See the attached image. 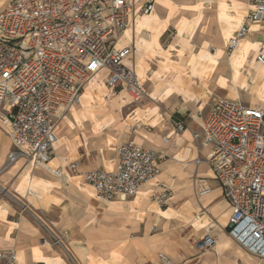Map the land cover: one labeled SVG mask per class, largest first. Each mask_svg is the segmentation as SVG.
I'll list each match as a JSON object with an SVG mask.
<instances>
[{
  "label": "crops",
  "instance_id": "1",
  "mask_svg": "<svg viewBox=\"0 0 264 264\" xmlns=\"http://www.w3.org/2000/svg\"><path fill=\"white\" fill-rule=\"evenodd\" d=\"M6 2L0 0V12ZM251 11L247 0H155L152 12L136 15L118 46H132L126 63L145 95L132 101L124 92L82 93L56 127L50 164L62 170L58 178L23 158L5 166L12 144L0 127V250L13 248L18 264H264L226 233L232 208L205 160L209 148L171 128L177 116L200 131V117L219 98L264 109V66L255 61L264 47V20L250 22ZM241 25L247 32L227 53ZM164 45L183 64L154 56ZM190 54L193 63L183 57ZM106 76L101 71L86 87L106 88ZM92 92L104 103H88ZM127 141L165 156L157 178L133 197L100 198L67 168L78 161L79 173L113 169L117 148ZM195 177L207 179L208 194L195 195ZM162 186L172 194L158 205L152 197ZM205 234L215 243L198 250Z\"/></svg>",
  "mask_w": 264,
  "mask_h": 264
},
{
  "label": "built area",
  "instance_id": "2",
  "mask_svg": "<svg viewBox=\"0 0 264 264\" xmlns=\"http://www.w3.org/2000/svg\"><path fill=\"white\" fill-rule=\"evenodd\" d=\"M250 22L264 20V0H247ZM155 0H7L0 12V127L12 149L5 166L23 158L32 167L62 175L51 166L56 127L79 101L87 83L107 72L105 86L113 96L124 92L132 101L145 95L135 71L126 61L132 46L118 40L138 14L153 11ZM237 28L226 44L231 53L246 34ZM264 66V47L255 53ZM177 133L189 131L196 146L208 147L205 160L221 187L232 212L226 233L246 254L264 259V109L219 98L200 117V131H193L177 116L171 120ZM168 137H163L165 141ZM113 169L76 172L78 161L69 162L70 172L80 176L105 200L135 196L153 182L165 156L131 141L117 148ZM200 159H196V163ZM211 191L204 177H195L194 193ZM170 188L162 186L152 200L164 205ZM199 215L195 217V220ZM41 223V222H40ZM52 233L54 243L60 237ZM215 238L205 234L198 250L213 247ZM0 264H18L13 248L0 250Z\"/></svg>",
  "mask_w": 264,
  "mask_h": 264
},
{
  "label": "rangeland",
  "instance_id": "3",
  "mask_svg": "<svg viewBox=\"0 0 264 264\" xmlns=\"http://www.w3.org/2000/svg\"><path fill=\"white\" fill-rule=\"evenodd\" d=\"M146 30V29H145ZM170 39H171V37H169L168 39H167V43L166 44H168L169 43V41H170ZM164 43H165V41H164ZM165 44V45H166ZM162 46V51H161V54L160 55H158V54H155L154 56H156L159 60H161L162 61V63L164 62V63H167V65L168 64H170L171 62H175L174 61V58H173V56H172V52L171 51H169V50H167V47L166 46ZM183 57H184V59H188V61L190 60V62H192L193 63V60H195V56L193 55V54H190V56L189 55H183ZM174 64H183V63H181V62H175ZM190 65V64H189ZM188 65V66H189ZM190 67V66H189ZM177 69H180L178 66H177ZM140 81H142V79L140 78ZM95 82V81H94ZM92 86L93 85H95V83H92L91 84ZM98 85H101V84H98ZM145 85L144 84H142V88L144 87ZM94 91V92H99V95H101V94H104L101 90H103L104 92H107L108 93V95L109 96H113L112 94H110L109 92H108V90L105 88V87H103V88H101V89H98V88H91V89H88V87H86V89L85 90H83V92L82 93H85L86 91ZM144 90V89H143ZM87 95V94H86ZM91 96H89V98H88V103H90V104H93L94 105V103H98V102H103V100L102 99H98V98H96L95 97V94H93V92H92V94H90ZM127 95V94H126ZM128 97H129V99L130 100H132L131 99V97L129 96V95H127ZM82 97H85V95H83ZM144 97V96H143ZM142 98V97H141ZM140 98V99H141ZM82 99V98H81ZM139 99V100H140ZM138 101V100H137ZM104 103V102H103ZM105 106H106V104H105ZM106 108H110V106H106Z\"/></svg>",
  "mask_w": 264,
  "mask_h": 264
},
{
  "label": "bare ground",
  "instance_id": "4",
  "mask_svg": "<svg viewBox=\"0 0 264 264\" xmlns=\"http://www.w3.org/2000/svg\"><path fill=\"white\" fill-rule=\"evenodd\" d=\"M102 83V81L101 80H99L98 81V84H101ZM121 93H123V92H121ZM121 93H119V94H121ZM119 94H116V95H119ZM115 102V101H114ZM116 105V104H115Z\"/></svg>",
  "mask_w": 264,
  "mask_h": 264
}]
</instances>
